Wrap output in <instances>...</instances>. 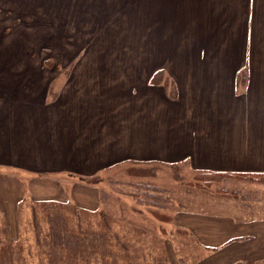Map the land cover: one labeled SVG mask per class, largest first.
<instances>
[{
    "label": "crops",
    "instance_id": "0c3cea01",
    "mask_svg": "<svg viewBox=\"0 0 264 264\" xmlns=\"http://www.w3.org/2000/svg\"><path fill=\"white\" fill-rule=\"evenodd\" d=\"M115 3L132 6L84 44L86 58L68 61L76 69L60 89L57 61L27 59L24 37L0 27L5 240L18 237L25 202L98 211L106 170L184 165L191 179L218 172L236 185L186 194L192 184L197 191L192 182L174 200L160 183H130L129 212L139 216L131 221L165 229L148 243L163 237L167 264H264V187L244 177H264V0L82 2L85 11ZM157 68L176 70L175 97L151 82ZM185 196L193 204L183 205ZM183 242L188 249L175 254Z\"/></svg>",
    "mask_w": 264,
    "mask_h": 264
},
{
    "label": "trees",
    "instance_id": "16d2710c",
    "mask_svg": "<svg viewBox=\"0 0 264 264\" xmlns=\"http://www.w3.org/2000/svg\"><path fill=\"white\" fill-rule=\"evenodd\" d=\"M159 167L162 166L157 168L156 164H152L127 167L128 184L159 188L154 181ZM176 169L179 170L178 166ZM211 174L214 177L224 175L202 171L187 183L203 184V180L209 182L210 179L201 176L210 177ZM244 177L254 179L257 175L250 173L244 174ZM114 183L117 187L124 185L126 178H119ZM116 192H121L119 197H114L105 205H120L119 214L113 210L109 213L86 210L73 202H25L20 226L17 228L18 237L5 240L2 233L5 225L0 227V264H13L15 257L22 264H167L168 250L163 237L149 243L147 240L148 236H164L162 233H165V229L157 231L154 227L135 226L130 220L127 204L122 201V196L129 193L120 190H114L113 193ZM173 244L176 245V241ZM173 248L175 254L188 249L185 242L181 248Z\"/></svg>",
    "mask_w": 264,
    "mask_h": 264
},
{
    "label": "rangeland",
    "instance_id": "374dc122",
    "mask_svg": "<svg viewBox=\"0 0 264 264\" xmlns=\"http://www.w3.org/2000/svg\"><path fill=\"white\" fill-rule=\"evenodd\" d=\"M82 2L83 0H0V27H5L7 31L18 30V33L15 32L16 34L12 38L16 40V42L22 40L24 37L25 42L27 43L25 48L27 59L33 58L57 61V74L61 75L58 80V89L63 86V82L65 81L64 77L70 75L72 71L76 69L71 67L73 66L72 64L74 61L86 58L85 50L83 48V46H85L84 44H86L88 47V42L90 40H94L95 38L94 33H102L104 28L108 29V24L111 22L113 15H121L126 7L130 8L132 6L129 3H123L121 5L119 3H115V9L111 10L106 6H101L98 9L95 5H93L91 9L87 8L85 11ZM113 6L111 5V7ZM101 23L103 26H101ZM137 38L139 40L140 37ZM183 58L186 57L184 56ZM72 60L73 63L70 64L68 61ZM246 68H244L243 71L239 73L240 76L247 75L248 69ZM170 71L172 70L170 69ZM173 75H177L176 70L174 74H172L169 72V68H157L154 70V73L151 77V82L164 83L171 89V96L175 97L176 90H172L176 86L174 83L175 80L173 77H171ZM122 166L125 167H122L121 171V167L106 170L97 178V180H100L101 182L99 186L102 189L101 200L103 201V204H108L114 197L115 199L119 197L117 194L113 193L114 190H120L127 194L130 192V187L128 184L129 180H127L128 170H126V168L130 166V163H124ZM175 166H178L179 170H177ZM175 166L170 165L162 166V168L159 167V170L157 171V177H155L154 181L155 184L160 183L163 189L167 190L166 192H171L173 194L176 192V199L174 200H179L183 198L182 194L188 187L187 185H189L187 182L191 180L189 174H191L192 171L188 170L186 167H184V165ZM176 171L179 173L178 177H176L178 175ZM215 176L218 177H214L212 174L210 177L208 175H202V178L206 180L210 179L209 182H204L205 180H203V184L197 183V191H195L196 188L193 186L194 184H192L188 188L190 191H186V194L192 193L196 195L198 190H202L201 188H204L203 186L222 187L226 185L229 187H234V185H236V181L232 179L228 180L226 178V174L222 176ZM119 178H126V184L117 187L114 181H118ZM250 180H260L262 184L264 182V177L257 175V178ZM240 184L241 183H239V185ZM261 184L249 182L245 186L249 188L259 186L264 187V185ZM129 198L131 197L128 195L122 196V201L127 204L129 209L128 211H130ZM184 200L185 204L183 205L193 204V197L185 196ZM110 210H113L119 214L118 205H113L110 207L104 205V208L101 206L98 212L102 213L104 211L109 213ZM134 213L135 212H130V220L135 221V219L137 220V218H139V216ZM2 233L4 234L3 231ZM1 241L2 239H0V242ZM12 262L13 264H22V261L18 260L17 257H15L14 261ZM173 262L177 264L175 259Z\"/></svg>",
    "mask_w": 264,
    "mask_h": 264
}]
</instances>
